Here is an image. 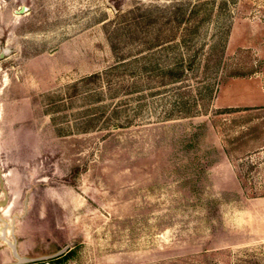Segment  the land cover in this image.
I'll list each match as a JSON object with an SVG mask.
<instances>
[{"label": "rangeland", "instance_id": "obj_1", "mask_svg": "<svg viewBox=\"0 0 264 264\" xmlns=\"http://www.w3.org/2000/svg\"><path fill=\"white\" fill-rule=\"evenodd\" d=\"M0 177L28 264H264V0H0Z\"/></svg>", "mask_w": 264, "mask_h": 264}, {"label": "water", "instance_id": "obj_2", "mask_svg": "<svg viewBox=\"0 0 264 264\" xmlns=\"http://www.w3.org/2000/svg\"><path fill=\"white\" fill-rule=\"evenodd\" d=\"M29 191H25L19 209L10 212L4 211L5 196L0 198V264H28L55 258L71 245L63 244L53 229L45 225L33 227L27 223L31 202Z\"/></svg>", "mask_w": 264, "mask_h": 264}, {"label": "trees", "instance_id": "obj_3", "mask_svg": "<svg viewBox=\"0 0 264 264\" xmlns=\"http://www.w3.org/2000/svg\"><path fill=\"white\" fill-rule=\"evenodd\" d=\"M180 74H181V71L176 68H170V69H166L165 71V75L168 77V82H172L176 79H178L180 77ZM229 75H239V76H242L243 74H238V73H231ZM235 109H230V108H224V109H221V110H218L217 113H228V112H231V111H234ZM192 135H194V133H192ZM227 149L225 148V152L227 153ZM228 154V153H227ZM202 172V169H199V171H197L196 173L194 174H197L199 175L200 173ZM188 180L184 181V184L187 182ZM190 191L192 189H189Z\"/></svg>", "mask_w": 264, "mask_h": 264}]
</instances>
